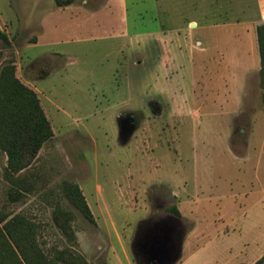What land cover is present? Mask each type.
Returning <instances> with one entry per match:
<instances>
[{
  "label": "rangeland",
  "instance_id": "374dc122",
  "mask_svg": "<svg viewBox=\"0 0 264 264\" xmlns=\"http://www.w3.org/2000/svg\"><path fill=\"white\" fill-rule=\"evenodd\" d=\"M263 23L264 0H0L11 42L0 39V66L15 60L54 131L15 175L31 186L21 201L10 199L0 147V211L37 224L48 254L69 247L89 264H137L133 245L175 206L192 223L182 262L255 264ZM130 114L137 130L122 144L119 117ZM64 181L81 187L95 223L63 196ZM58 205L74 210L75 239L54 221Z\"/></svg>",
  "mask_w": 264,
  "mask_h": 264
},
{
  "label": "trees",
  "instance_id": "16d2710c",
  "mask_svg": "<svg viewBox=\"0 0 264 264\" xmlns=\"http://www.w3.org/2000/svg\"><path fill=\"white\" fill-rule=\"evenodd\" d=\"M77 0H55L60 8L72 6ZM0 39L5 47L11 42L0 30ZM257 40L260 54V88L264 106V23L257 27ZM2 53H0V61ZM15 60L5 61L0 66V147L8 158L6 175L13 184L10 199L21 201L24 194L21 188L29 189L20 178L36 160L44 145L52 140L54 131L38 94L25 85L17 76ZM14 176V177H13ZM26 186V187H25ZM13 193L15 196L12 197ZM62 194L74 209L89 222L95 223L94 215L81 187L72 181H64ZM171 214L180 217L177 207L170 209ZM74 210L60 205L54 213V221L68 239H75L72 221ZM39 226L23 215H11L0 211V264H89L84 256L72 249H53L46 253L38 239ZM264 262V255L255 264Z\"/></svg>",
  "mask_w": 264,
  "mask_h": 264
},
{
  "label": "water",
  "instance_id": "95a60500",
  "mask_svg": "<svg viewBox=\"0 0 264 264\" xmlns=\"http://www.w3.org/2000/svg\"><path fill=\"white\" fill-rule=\"evenodd\" d=\"M119 127H120V143L125 144L130 137L134 134V132L137 130V126L135 125V119H128L125 116L119 117ZM167 237H163L160 235H156L152 238L150 244H138L140 248H144L142 251L145 254H148L152 260L159 261L164 260L167 257ZM137 244L133 245V252L134 256L136 257L137 264H141L139 261V255L137 254ZM176 260L173 258V260L170 262V264L175 263Z\"/></svg>",
  "mask_w": 264,
  "mask_h": 264
},
{
  "label": "crops",
  "instance_id": "0c3cea01",
  "mask_svg": "<svg viewBox=\"0 0 264 264\" xmlns=\"http://www.w3.org/2000/svg\"><path fill=\"white\" fill-rule=\"evenodd\" d=\"M177 209L180 212L181 216L177 217L175 215H172L173 219L175 220V223L178 226V229L175 231L172 229V248H171L172 256L176 260V264L182 262V259L184 257V251L187 248L188 233H189L188 222L190 223V225L192 224L191 221L189 220L187 221V219L184 218L182 211L179 210V208ZM161 228H159L158 225L154 223L152 225H148L144 231L145 233L143 239L144 244L146 243L147 240H150L153 237V235L157 234L159 230L161 231ZM182 263L185 264V262Z\"/></svg>",
  "mask_w": 264,
  "mask_h": 264
},
{
  "label": "flooded vegetation",
  "instance_id": "af4514ba",
  "mask_svg": "<svg viewBox=\"0 0 264 264\" xmlns=\"http://www.w3.org/2000/svg\"><path fill=\"white\" fill-rule=\"evenodd\" d=\"M131 117L129 118L132 119V114H130ZM128 118V116H127ZM134 119H135V124L137 125V117L134 116ZM155 222L156 225H158L159 228H161V231L159 230V232L154 236L156 235H160V236H163V237H167L168 238V241H167V249H168V253H167V258L164 259V260H159V261H154L151 259V257L148 255V254H145L143 251L144 248H140V246L138 245L137 247V251H138V255H139V261L141 264H170V262L173 260V256H172V229L175 231L178 229V226L177 224L175 223V220L173 219V216L170 214V216L166 215L165 217L159 219V220H156ZM163 224V225H162ZM152 237V238H153ZM147 240L145 244H150L151 240ZM144 239V237H143ZM144 241V240H143ZM143 250V251H142Z\"/></svg>",
  "mask_w": 264,
  "mask_h": 264
}]
</instances>
